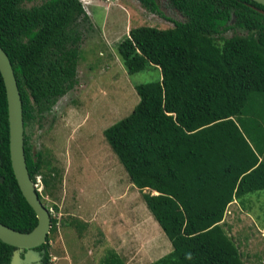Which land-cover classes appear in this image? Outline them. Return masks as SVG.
Instances as JSON below:
<instances>
[{"label": "trees", "instance_id": "16d2710c", "mask_svg": "<svg viewBox=\"0 0 264 264\" xmlns=\"http://www.w3.org/2000/svg\"><path fill=\"white\" fill-rule=\"evenodd\" d=\"M25 1L0 0V46L22 100L25 166L31 181L40 174L48 190L53 170L41 151L31 152L25 129L35 112L43 116L76 85L79 35L69 26L88 16L79 0L27 7ZM137 1L172 24L134 26L116 50L126 73L150 64L160 75L134 84L138 102L103 135L129 181L146 189L142 200L170 242L169 251L148 264H244L220 222L230 202L242 204L248 194L264 191V14L258 11L264 6L167 0L184 17L179 20L158 0ZM228 30L238 33L220 37ZM8 144L0 75V223L28 232L36 218L12 174ZM55 222L50 216L45 241L35 248L44 250L41 264H51L47 247ZM12 249L0 241V264ZM101 264L125 263L110 250Z\"/></svg>", "mask_w": 264, "mask_h": 264}, {"label": "rangeland", "instance_id": "374dc122", "mask_svg": "<svg viewBox=\"0 0 264 264\" xmlns=\"http://www.w3.org/2000/svg\"><path fill=\"white\" fill-rule=\"evenodd\" d=\"M85 2L80 1L90 19L81 23L76 18L69 26L79 35L77 83L43 116L35 112L25 129L31 152L41 151L46 168L53 170L48 190L40 174L34 177L39 179L36 191L42 203L56 220L47 252L51 264H101L110 250L125 264H148L169 251L170 242L142 200L146 189L139 191L129 181L103 130L136 105L134 84L160 75L150 64L126 73L116 45L134 26L172 23L137 0H97L87 11ZM38 3L29 0L23 5ZM158 5L168 16L184 18L167 0H158ZM220 224L244 264H264V191L248 194L242 204L230 202Z\"/></svg>", "mask_w": 264, "mask_h": 264}, {"label": "water", "instance_id": "95a60500", "mask_svg": "<svg viewBox=\"0 0 264 264\" xmlns=\"http://www.w3.org/2000/svg\"><path fill=\"white\" fill-rule=\"evenodd\" d=\"M253 1L264 6V0ZM258 11L264 14L263 9H258ZM0 75L5 86L7 100L10 167L21 195L31 207L36 218V224L28 232L16 231L0 223V241L13 247L7 264H41L44 250L35 248L45 241L50 228V216L37 197L25 166L22 100L9 59L1 46ZM1 181L2 177H0Z\"/></svg>", "mask_w": 264, "mask_h": 264}, {"label": "crops", "instance_id": "0c3cea01", "mask_svg": "<svg viewBox=\"0 0 264 264\" xmlns=\"http://www.w3.org/2000/svg\"><path fill=\"white\" fill-rule=\"evenodd\" d=\"M83 1H88V2H85V4H84V5H85V10H86V6H88L90 3H91V4H96V3H97V0H96V1H95V0H83ZM92 1H94V2L92 3ZM86 11H87V10H86ZM87 13L89 14L88 11H87ZM88 14H87V15H88ZM88 18H89V17H88ZM89 19H90V18H89ZM128 31H129V29H128ZM128 31H127V32H128ZM127 34H128V33H127ZM127 34H126V35H127Z\"/></svg>", "mask_w": 264, "mask_h": 264}, {"label": "built area", "instance_id": "2783aa9c", "mask_svg": "<svg viewBox=\"0 0 264 264\" xmlns=\"http://www.w3.org/2000/svg\"><path fill=\"white\" fill-rule=\"evenodd\" d=\"M38 184H39V179L38 180H35L34 183H33V186H34L35 189L37 188V185Z\"/></svg>", "mask_w": 264, "mask_h": 264}, {"label": "clouds", "instance_id": "9594fccd", "mask_svg": "<svg viewBox=\"0 0 264 264\" xmlns=\"http://www.w3.org/2000/svg\"><path fill=\"white\" fill-rule=\"evenodd\" d=\"M80 1H83V0H80ZM105 1H109V0H105ZM33 182H34V181H33ZM33 182H32V183H33ZM35 190H36V189H35Z\"/></svg>", "mask_w": 264, "mask_h": 264}]
</instances>
